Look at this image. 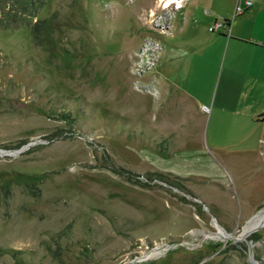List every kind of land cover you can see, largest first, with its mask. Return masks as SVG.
Segmentation results:
<instances>
[{
  "label": "rangeland",
  "instance_id": "obj_1",
  "mask_svg": "<svg viewBox=\"0 0 264 264\" xmlns=\"http://www.w3.org/2000/svg\"><path fill=\"white\" fill-rule=\"evenodd\" d=\"M244 1L0 0V150L33 143L0 154V264H264V81L226 41L264 22ZM177 67L202 129L166 146L148 85Z\"/></svg>",
  "mask_w": 264,
  "mask_h": 264
},
{
  "label": "crops",
  "instance_id": "obj_2",
  "mask_svg": "<svg viewBox=\"0 0 264 264\" xmlns=\"http://www.w3.org/2000/svg\"><path fill=\"white\" fill-rule=\"evenodd\" d=\"M180 3H183V0H180ZM179 3V5H180ZM172 11L180 10L181 7L176 6V4L171 5ZM260 14V12H256ZM254 15V24L252 27V33L249 36H239V37H230L227 41V46H229L232 41H237L241 49L244 50L243 58L254 60L255 62V71L257 74L256 80L263 82V72H264V37L261 36L262 29L264 28V22H261L259 15ZM258 19V20H257ZM229 26L227 24H224ZM255 26V31L253 30ZM263 27V28H262ZM188 57H179L177 55L169 54L166 57L168 63L172 64L177 59H179L178 64L183 60L190 59L193 57L195 62L192 61V64L195 66L199 63V60L204 58V55L195 54L190 52L187 55ZM201 58H200V56ZM177 56V57H176ZM196 56V58H194ZM157 57V51L154 53V58ZM184 57V58H183ZM151 60V63H156L155 60ZM175 60V61H174ZM150 63V65H152ZM154 65H152L153 67ZM196 67V66H195ZM193 67V69L195 68ZM184 70L182 68H175L173 70H167L164 74L159 70H155L153 77L149 79V91H150V101H149V124L150 128L154 130L157 134V138H160L161 144H169L167 140L170 139H189L194 138L196 133L201 132L202 125V114L204 108L199 103L198 95L195 91H198L196 88H199L201 85L197 82L195 69ZM180 70V75L178 71ZM161 75V76H160ZM176 100L180 102L176 103ZM180 105V106H177Z\"/></svg>",
  "mask_w": 264,
  "mask_h": 264
},
{
  "label": "built area",
  "instance_id": "obj_3",
  "mask_svg": "<svg viewBox=\"0 0 264 264\" xmlns=\"http://www.w3.org/2000/svg\"><path fill=\"white\" fill-rule=\"evenodd\" d=\"M252 5H253V0H245V1H244V7H245L246 10L249 9V8H251ZM243 9H244V8H243L241 5H237V6L235 7L234 14H235V15H238V14L242 13V12H243ZM216 26H221V25L218 24V25H216ZM211 30H213V29H211Z\"/></svg>",
  "mask_w": 264,
  "mask_h": 264
},
{
  "label": "water",
  "instance_id": "obj_4",
  "mask_svg": "<svg viewBox=\"0 0 264 264\" xmlns=\"http://www.w3.org/2000/svg\"><path fill=\"white\" fill-rule=\"evenodd\" d=\"M33 143H27L24 146L20 147L18 150H13V151H4V150H0V154L1 155H18L21 152H23L24 150H26L30 145H32Z\"/></svg>",
  "mask_w": 264,
  "mask_h": 264
},
{
  "label": "trees",
  "instance_id": "obj_5",
  "mask_svg": "<svg viewBox=\"0 0 264 264\" xmlns=\"http://www.w3.org/2000/svg\"><path fill=\"white\" fill-rule=\"evenodd\" d=\"M225 24H227V25H229V21L228 20H225V22H224ZM157 175H160V177H162L163 178V174L161 173V172H159V173H156ZM161 178V179H162ZM179 178V177H178Z\"/></svg>",
  "mask_w": 264,
  "mask_h": 264
},
{
  "label": "bare ground",
  "instance_id": "obj_6",
  "mask_svg": "<svg viewBox=\"0 0 264 264\" xmlns=\"http://www.w3.org/2000/svg\"><path fill=\"white\" fill-rule=\"evenodd\" d=\"M218 227V226H217ZM219 228V227H218Z\"/></svg>",
  "mask_w": 264,
  "mask_h": 264
}]
</instances>
